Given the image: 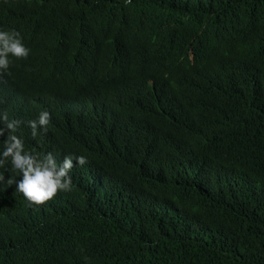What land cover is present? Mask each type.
<instances>
[{"label":"trees","instance_id":"16d2710c","mask_svg":"<svg viewBox=\"0 0 264 264\" xmlns=\"http://www.w3.org/2000/svg\"><path fill=\"white\" fill-rule=\"evenodd\" d=\"M0 26L30 50L0 69L19 132L76 99L125 140L41 204L0 168V264H264V0H0Z\"/></svg>","mask_w":264,"mask_h":264},{"label":"clouds","instance_id":"9594fccd","mask_svg":"<svg viewBox=\"0 0 264 264\" xmlns=\"http://www.w3.org/2000/svg\"><path fill=\"white\" fill-rule=\"evenodd\" d=\"M130 2L124 0L125 4ZM29 51L14 29L0 30V69L8 68L9 54L27 57ZM99 90L103 92V100L108 101L112 87ZM14 95H0L3 110L0 109V137H3L0 139V168L9 174L7 184L15 183V190L30 204H41L58 190H70L72 178L74 189L76 179L86 181L102 175L105 173L102 162L114 168L125 167L122 160L116 162L118 156L109 150L110 145L125 142L121 135L111 133L112 143L100 151L95 130L86 131L78 125L79 119L86 125L107 121L113 115V105L81 103L76 99L73 105H52L48 111L41 110L34 119H29L28 129L22 133L19 132L21 121L12 118L20 114L21 105ZM0 180H4V173H0Z\"/></svg>","mask_w":264,"mask_h":264},{"label":"bare ground","instance_id":"6f19581e","mask_svg":"<svg viewBox=\"0 0 264 264\" xmlns=\"http://www.w3.org/2000/svg\"><path fill=\"white\" fill-rule=\"evenodd\" d=\"M194 6V5H193ZM189 20H191V19H189ZM20 108H21V105H20ZM22 112L23 113H25L26 111L22 108ZM26 114V113H25Z\"/></svg>","mask_w":264,"mask_h":264}]
</instances>
